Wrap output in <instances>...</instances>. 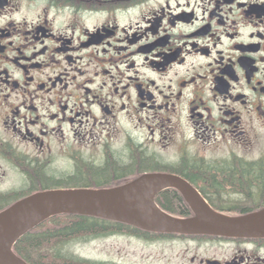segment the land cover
<instances>
[{
  "label": "flooded vegetation",
  "instance_id": "obj_1",
  "mask_svg": "<svg viewBox=\"0 0 264 264\" xmlns=\"http://www.w3.org/2000/svg\"><path fill=\"white\" fill-rule=\"evenodd\" d=\"M145 174L179 178L155 196L179 217L184 189L264 209V0H0V211ZM167 239L195 242L182 264H264V238Z\"/></svg>",
  "mask_w": 264,
  "mask_h": 264
},
{
  "label": "water",
  "instance_id": "obj_2",
  "mask_svg": "<svg viewBox=\"0 0 264 264\" xmlns=\"http://www.w3.org/2000/svg\"><path fill=\"white\" fill-rule=\"evenodd\" d=\"M176 176L144 175L108 189H53L34 193L0 212V264H26L12 251L16 240L50 216L78 214L117 221L156 233L264 237V210L228 216L211 209L194 191L184 189L194 216L179 218L154 202L165 187L178 186Z\"/></svg>",
  "mask_w": 264,
  "mask_h": 264
},
{
  "label": "trees",
  "instance_id": "obj_3",
  "mask_svg": "<svg viewBox=\"0 0 264 264\" xmlns=\"http://www.w3.org/2000/svg\"><path fill=\"white\" fill-rule=\"evenodd\" d=\"M175 194H163L161 204L166 209H179ZM125 233L142 238H164L144 232L130 225L83 215H57L44 221L36 228L22 236L15 243V253L29 264H106L78 257L66 251L65 245L74 239H88L97 235ZM168 237V236H167ZM53 247V257L47 260L49 253L41 249ZM44 250V249H43Z\"/></svg>",
  "mask_w": 264,
  "mask_h": 264
},
{
  "label": "rangeland",
  "instance_id": "obj_4",
  "mask_svg": "<svg viewBox=\"0 0 264 264\" xmlns=\"http://www.w3.org/2000/svg\"><path fill=\"white\" fill-rule=\"evenodd\" d=\"M193 244L184 239L147 241L130 234L112 233L74 239L65 247L78 257L106 264H182L184 261L176 259L175 253L186 245L192 248ZM43 249L50 254L47 260H51L53 247L47 245Z\"/></svg>",
  "mask_w": 264,
  "mask_h": 264
}]
</instances>
